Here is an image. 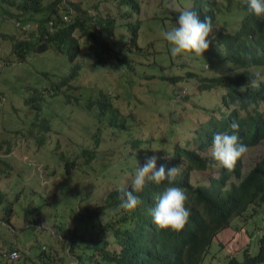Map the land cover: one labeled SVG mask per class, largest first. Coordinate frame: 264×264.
Listing matches in <instances>:
<instances>
[{
	"label": "clouds",
	"instance_id": "obj_1",
	"mask_svg": "<svg viewBox=\"0 0 264 264\" xmlns=\"http://www.w3.org/2000/svg\"><path fill=\"white\" fill-rule=\"evenodd\" d=\"M42 1L45 6L50 0ZM181 1L184 3H181ZM223 1L226 2L227 0H215V2ZM130 2L133 4L131 5L128 0H60V2H56V8L52 12H49L50 14L40 10L36 12L29 11L32 13L30 16L33 23L31 29H33L36 37L47 39L52 44H56L58 41H65L75 49V58L79 55L83 58L80 54L82 53L85 56L91 57L88 63L103 64V62L109 60L113 61L116 68L115 80H118L119 76H124L126 84H132L136 81V76L133 75V72L145 76L148 82L158 83L161 88L167 90L171 95L170 99L174 101V105L188 102L193 106V103L189 101L190 95H182V87L185 86L187 81H192L195 84L194 88L197 91V99L204 101L207 94H205L204 89L199 88L201 82L204 81L198 77L206 76L210 73L207 52L209 46L214 42L211 40V33L217 28L235 31L238 29L244 11L236 6L237 0L232 1L236 12L232 22L227 17L230 9L225 8L229 3L222 5V12L220 13L218 8L209 7L207 0H163V2L158 3L149 10L150 16H146L158 19V16L153 15L151 11L157 6L161 7L162 4L164 6L167 5L165 6L167 11L165 14L170 20L167 24H164V16L159 18L156 33L157 43H153L152 40L145 41L144 43L140 42L139 23L144 16V12L140 14L138 0H130ZM21 3L26 8L34 6L32 0H21ZM241 3L246 5L245 10L247 12L245 13L264 19V0H241ZM209 11H211V14ZM133 12L136 14H133ZM10 13L15 12L9 5L0 3V19L1 23L6 22L5 26L19 23V19ZM133 16L136 17L135 20H133ZM173 18L178 19L176 21ZM28 23L26 22L25 24L29 27ZM78 38L87 43L80 46ZM164 43H167L168 47L166 50L169 48L170 55L173 58L190 56L196 60H201L202 62L198 65L200 71H196L193 65L186 63L184 65V73H166L165 62L171 60H168V54H165L166 50H162ZM8 49L10 48L7 47L4 53ZM62 49L65 48L62 47L59 50ZM57 53L61 52L58 51ZM120 53L126 57L125 63H121L116 58ZM133 53L140 55L151 54L152 58L150 61H138L134 58ZM73 62L78 66V71L83 64L82 60L76 58ZM126 62L132 65V69L126 65ZM1 66L2 61H0V68ZM118 69H121V71H118ZM63 70L66 69L64 68ZM186 71H190L192 74L186 75ZM169 75H180L181 78L170 82L167 79ZM250 75L251 78L248 79L247 86L258 89L261 83H264V72L253 67ZM113 77L115 76L113 75ZM117 94L120 93L117 92ZM176 94L178 95L177 98L173 99V96ZM95 95L103 98L114 109L117 125L113 126L116 128L112 129H90L84 144V147H87L88 153H84L83 156L85 157L84 160L90 159L93 162L96 161L93 157L97 153H100L99 149L110 145L111 140L109 135L124 132L128 128L126 123L129 121L130 116L133 118L131 113V115H127L119 112L118 107L113 102L106 88H99ZM220 101L221 98L215 107L219 108V110L224 107ZM143 104L148 103H144L136 97V101L134 102L135 111L141 112ZM251 107L250 105L249 111H251ZM228 111L229 109L224 111V113ZM214 112L206 120L201 119L194 125H187L188 127H192V129L189 131L190 138L186 139L183 145L175 139L169 146L159 145L156 148L148 147L144 149L140 145L143 136L130 138L128 140V149L123 158H126V154H131L132 164L143 163L136 170L129 169L126 164H117V157L114 154H106L102 158L104 163L118 165L122 170L129 169V177L125 184L109 189L106 192L104 203H92L87 206L84 204L83 211L75 210L74 214L77 218L73 224L69 223V227L68 225H62L64 221H61V217L65 213L64 204H61L63 199L59 197L61 190L57 196L56 187L53 182L52 184L51 182L45 183V180H42V178H34L35 184L42 188L43 191L47 185L51 184L52 194L50 196L43 194V196H39V199H35L36 202L32 200L28 201V205L26 207L21 205L19 210H15L16 213L13 212V208L9 203L4 204L5 213H3L4 216L0 217V223L4 225L1 226L2 230L13 231L12 229L9 230L8 227L17 228V224L14 223V220L11 222L9 217H16L17 222H20V234L23 233L27 237L24 241L29 243L30 240L34 239L38 241L37 247L32 248L28 244L23 247L25 251L31 252L26 256V258H29L27 261L18 257L17 252L12 251L8 255L10 258H14V261L9 263L0 259V261L2 260L1 264H79L78 253L86 251L89 252V258L85 260V264L92 263L90 256L94 251L100 252V256L95 259L96 263L177 264L179 253L176 249L169 247L170 242L165 233L168 230L179 232L185 227L187 222L192 226L188 231L193 232L199 219L205 217V213L201 210L197 221L198 201L193 200L191 196L188 199L184 186L175 181L178 173H184L187 169L186 181L193 189L200 184H207L210 177L219 174L220 168L232 171L238 159H240V177L235 178L230 176L226 180V183L228 184L230 181L236 183L248 172L247 170L244 173V170L242 171L241 169V157L246 154L247 148L253 144L245 145L241 142V137L238 135L240 126L235 120L230 125L231 134L225 131L217 132L214 136L213 133L205 136V129H202L204 124L212 116L219 117L216 116L217 111L214 110ZM4 122L3 125L6 124ZM87 130L88 128H86L85 135H87ZM8 131L5 134L7 138L10 137ZM23 133L25 134L19 138L23 137L21 148L23 149L25 158L32 161L35 160L39 165L43 160L45 162L46 158L41 159L38 153H36V148L41 146L40 143H37V146L33 148L29 146L32 149L28 150L26 147L29 135L26 134L25 130ZM33 133L35 132L33 131ZM93 133L95 137H90ZM189 140L195 142V146H187L186 143ZM134 141L137 143L134 144ZM147 141L148 143L152 142L150 134H148ZM163 141L164 139L156 140V143L158 144ZM0 142L3 143L2 138H0ZM126 147L124 141L120 142L117 152ZM5 150H8V147ZM0 154L12 157L13 153ZM51 155L56 156V153H49V160L53 162L52 166L50 168L44 165L40 166L49 169V173H53L52 170H55L56 166L61 164V174L70 178L72 171L78 165L75 157H69L70 160H74V163L66 166L63 159L57 161L52 159ZM65 155L67 154L65 153ZM172 155L178 157L174 162H172V157H170ZM260 155H258L250 167L259 159ZM8 157L0 155V163L9 166ZM191 158L199 159L189 161ZM183 160L187 161L185 169H182ZM210 165H217L218 173L216 175H209L207 182L192 183L188 180L190 170H201ZM34 170L32 167L28 171ZM17 178V174L12 181L9 178L5 177L3 179L0 176V182L3 180L4 183L3 186H0L1 193L5 194V192L10 191L15 199L17 193L25 189L23 187L25 179L22 178V181H19ZM146 184L149 187H145ZM25 190L27 195L33 196L34 192L32 189ZM110 191L118 195L117 200L113 201L107 198ZM71 198V194L67 195V201ZM106 209L110 213H108L106 221H103L102 216L106 212ZM9 211L11 212L10 214H8ZM247 211L233 216L229 224H237L240 221L238 219L247 216ZM36 212L42 215V222L44 223L39 228L35 224L37 221L35 217ZM57 224H59L60 230L56 229ZM225 226L215 231L211 238V243ZM47 227L49 230L46 229ZM102 230L105 238L100 239L96 235ZM48 235H51L52 238L46 237ZM100 241H102V244L111 242L117 249L108 250L103 245L97 244ZM100 247L111 253V262L102 261L103 250ZM245 251L247 252V250ZM206 253H210L209 250ZM205 254L202 255L201 259H193L190 264H206L208 257L204 258ZM231 256L235 257L234 255H227L218 264H225L226 260ZM72 259H77V262L70 261Z\"/></svg>",
	"mask_w": 264,
	"mask_h": 264
},
{
	"label": "rangeland",
	"instance_id": "obj_2",
	"mask_svg": "<svg viewBox=\"0 0 264 264\" xmlns=\"http://www.w3.org/2000/svg\"><path fill=\"white\" fill-rule=\"evenodd\" d=\"M232 1L234 2V0ZM128 2L131 5L133 4L130 0H128ZM160 2H163V0H138L140 14L144 12V16L141 18L139 23L141 43L148 40H152L153 43H157L158 39H156V33L158 30L159 18L164 16V24H167L170 20L165 14L167 13L165 8L167 5L164 6L163 4L161 7L157 6L151 11L153 15L155 14L158 16V19L155 17H146L151 15L149 10ZM230 12L232 13V16L227 17L229 21L232 22L236 14L233 4L231 5ZM133 14L136 13L133 12ZM135 19L136 17L133 16V20ZM5 25L6 22L1 23L0 28L5 27ZM78 41L80 46L87 43L80 38H78ZM9 42L11 43L12 41L9 40ZM167 47V43H164L162 50H166ZM6 48L7 42L0 45V55L4 57L0 68V93L2 94V97H0V120L2 121H5L6 115V103L4 102L5 97H10L18 90L24 91L25 86L23 85L26 84L31 86L36 85L37 87L40 86V88H42L44 83L47 84L48 81L50 82L51 79L55 78V75L58 76V74L62 72V68L67 70L69 65L73 62V60L68 61V58L63 54L56 53L54 51L50 53L47 49L43 52L30 50L25 54V58L18 59L19 61H17V59L10 61L5 58L7 52L4 53V50ZM80 54L83 58L80 55L76 57L82 60L83 63L76 76V80L80 86L79 89L82 92H91L96 94L99 88H106L113 102L118 107L119 112L127 115L132 114L133 118L130 116L129 121L126 123L128 128L124 132L109 135L111 140L110 145L106 148L99 149L100 153H97L93 157V159H96L95 162L90 159L84 160L85 157L83 155L75 153L78 150V145L83 139L84 134L74 124V121L76 120L74 113L68 110H63L62 115H59L58 103L51 100L50 98L52 97L43 93L46 98L50 99L43 101V104L46 106L45 108L52 109V111H55L56 114V116H52L53 128L58 129V124H60L61 134H59V131L56 132L54 130H49L47 139L52 142L58 140L59 145L57 148H54L52 143L46 146H38L36 148V153H38L41 159L46 158V161L44 162L43 160V162H40L37 158L38 156L36 158L40 162V165L50 168L53 162L49 160V153H55L60 150H68L69 153L66 154L71 158L75 157L78 163L76 169L72 171L69 178L61 174V164L56 166L55 170L51 169L53 173H49V169L41 167L35 160L32 161L25 158L23 149L21 148L23 137L13 138L12 133H10L6 128V124H12L11 121L14 119L13 117L8 116L10 121L3 126L0 125V138L3 139V143L0 142V153L13 154L12 157L0 154L2 157H8L7 161L9 163V166L0 163V175L3 179L6 177L12 181L14 176L17 174V180L22 181V178L25 179L23 182L24 184L22 183L23 187L27 190L32 189L34 193L31 197L27 195L25 189H22L17 193V196L14 199L10 191L5 192V194H3V200L0 201V217L4 216V204L6 203H9L13 208V212H15V210L20 209L21 205L26 207L28 205V201L30 200L36 202L35 199H39V196H43V194L50 196L52 194L51 184L53 182L56 187L55 190L57 192V196L58 192L61 190L59 197L63 199L61 204H64L65 213L64 216L61 217V221H64L62 225H68L69 227V223L73 224L77 218L74 214L75 210L78 209L79 211H83L84 204L87 206L92 203H104V195L109 189L125 184L130 175L129 169L136 170L138 166L143 165V163L132 164L131 154H126V158H123V155H125L126 150L128 149V140L130 138L143 136V139L140 141V145L144 149H147L148 147L156 148L159 147V145L169 146L175 139L183 145L185 144V140L190 138L189 131L192 129V127H188L187 125H194L201 119L206 120L209 115L215 113L214 110L219 102V96L221 94V91L219 90H208L206 99L204 101H200L197 99V91L194 88L195 84L192 81H187L185 86L182 87V95L189 94V101L193 103V106L188 102L174 105V101L170 99V93L161 88L158 83L148 82L145 76L136 74L135 72H133V75L136 76V81L132 84H126L124 76H119L118 80H115L116 68L113 61L109 60L103 62V64H94L92 62L88 63L91 57L85 56L82 53ZM165 54H168V60H171L169 62H165L164 65L165 72L168 74L184 73V65L186 63L193 65L196 71H200L198 65L202 62L201 60H196L190 56H178L173 58L170 55L169 48L165 51ZM133 56L138 61H150L152 58L151 54L140 55L133 53ZM159 57L161 56L159 55ZM113 75L115 77H113ZM117 92L120 94H117ZM177 96V94L173 96V99L177 98ZM136 97L142 102L148 103L142 105L141 112H136L134 109ZM17 116L21 118L22 116H25V113L22 111ZM216 116H219L218 113ZM176 120L177 122L175 123ZM12 125L13 127L15 126V124ZM7 131L10 134L9 138L5 137ZM148 134H150L152 139V142L150 143L147 141ZM161 139H164V141L157 144L156 140ZM122 141L125 142L127 147L122 149L120 152H117V148ZM186 145L193 147L195 146V142L189 140ZM6 147H8V150H5ZM263 152L264 139L247 148L246 154L241 157L242 171L244 170L245 173L258 155ZM108 153H112L117 157V164H126L129 169L122 170L118 165L105 164L102 158H104V156ZM186 165L187 161L183 160L182 169H185ZM30 166H32L35 170L28 171L32 168ZM217 173L218 166L210 165L201 170H190L188 180L192 183H205L207 182L209 175H216ZM34 178H42V180H45V183L51 182V184L47 185L43 191L42 188L35 184ZM3 185L4 183L2 180L0 182V186ZM69 194L72 195V198L67 201V195ZM10 213L11 212L9 211L8 214ZM108 213H110V211L106 209V212L102 216L103 221H106ZM35 217L37 218L35 224L38 228L39 226L44 225L42 222V215L39 212H36ZM9 218L11 222L14 220V223L17 224V228L8 227V229H12L14 232H19L20 222H17L16 217L11 218L10 216ZM238 220L240 221L237 222V224H229L225 226L224 229L219 231L217 237L213 239L209 248L210 253H206L204 256V258L208 257L206 264H218L219 262H222L227 255H234L237 259H241L244 250H247L249 254H253L256 251L258 236L264 229V203L255 205L250 216H243ZM1 226L3 225L0 223V231H4L2 235L7 238H12L10 232L8 230H2ZM46 229L49 230L48 227ZM56 229L60 230L59 224H57ZM13 234L16 237L18 236V233ZM97 236L100 239L105 238L103 230L100 231L96 237ZM46 237L52 238L51 235ZM17 238L23 240L27 239L23 233ZM0 240H3L1 236ZM16 242L21 247H25V245L28 244L30 247L36 248L38 241L32 239L29 243H27V241H19L17 239ZM101 242L102 241L97 244L103 245L108 250L113 248L117 249V247L111 242H106L105 244H102ZM98 256H100L99 251H94L91 254V264H109L108 262L96 263L95 259ZM70 261L75 263L77 262V259H72Z\"/></svg>",
	"mask_w": 264,
	"mask_h": 264
},
{
	"label": "trees",
	"instance_id": "obj_3",
	"mask_svg": "<svg viewBox=\"0 0 264 264\" xmlns=\"http://www.w3.org/2000/svg\"><path fill=\"white\" fill-rule=\"evenodd\" d=\"M32 1L34 6L26 8L21 3V0H0L1 4L9 5L15 12L10 14L19 19V23L0 28V45L4 44L3 41H6L7 47L10 48L7 50L5 58L10 61L16 59L19 61L18 59L25 58V54L30 50L43 52L47 49L50 53L52 51L56 53L60 51L68 60H74L75 49L65 41H58L54 45L47 39L36 37L33 29H31L33 23L30 16L32 13L29 11L52 12L56 8V2H60V0H50L45 6L42 0ZM181 3L184 2L181 1ZM207 4L210 8H218L221 13L222 5L228 4L225 8L231 9V5L234 3L232 0H227L226 2L207 0ZM236 6L244 11L238 29L235 31L217 28L211 33V40L214 42L209 46L207 52L210 73L209 75L198 77L204 81L201 82L199 88L204 89L205 94L210 89L222 92L223 88V93L220 94L219 99L221 98L220 103L224 107L220 110L215 108L219 117L212 116L202 129H205V136L211 133L214 136L217 132L225 131L231 134L230 125L235 120L240 126L238 135L241 137V142L245 145H252L264 139V83H261L258 89L247 86L253 67L264 72V19L245 13L247 12L245 10L246 5L242 4L241 0H237ZM209 12L211 14V11ZM228 16H232V13L229 12ZM177 19L173 18L176 21ZM26 22H29V27L25 24ZM8 39L12 42L10 43ZM62 47L65 49L59 50ZM3 58L0 55V61H3ZM116 58L121 63L126 61V57L122 53L118 54ZM126 65L132 69L130 63L126 62ZM77 69L76 63L72 62L67 70L62 68V73L58 74L59 76L54 74L55 78L51 79L50 82L48 81L47 84L44 83L42 88L26 84L23 85L25 86L24 91L18 90L10 97H5L6 115L4 123L10 121L8 116H11L14 118L11 122L15 124L14 127L12 124H6V128L12 133L13 138H19L24 135L23 131L25 130L26 134L29 135L26 147L28 150L37 146V143H40V145L44 144L43 146L52 143L54 148L59 145L58 140L52 142L47 139L49 130L59 131L61 134V125L58 124V129L53 128L52 116H56V114L52 109L45 108L46 106L43 104L45 100L51 99L58 103L59 115H62L63 110L74 113L76 117L74 124L84 134L75 153H80L81 155L88 153L84 144L90 129L116 128L113 126L117 125V119L110 104L93 93L82 92L79 89L80 86L76 80ZM118 71H121V69H118ZM191 74L190 71H186V75ZM180 78V75L167 76L170 82ZM43 93L52 98H46ZM0 97H2L1 93ZM250 105L252 106L251 111H249ZM227 109L229 111L224 113ZM22 111L25 116L19 118L17 115ZM0 125L3 126V121H0ZM86 128H88L87 135H85ZM90 137H95V134H91ZM135 143L137 142L134 141ZM29 146H32V148ZM55 153L56 156L51 155L52 159L57 161L63 159L66 166L74 163V160H70L69 156L65 155V153H69L68 150H60ZM170 157H172V162L178 159L176 155ZM198 159L191 158L189 161ZM186 172L178 173L175 181L184 186L188 199L191 196L193 200L198 201L197 221L201 210L205 213V217L199 219L193 232L188 231L192 226L187 222L181 231L168 230L165 233L170 242L169 247L176 249L179 253L177 264H190L193 259H201L202 255L209 250L211 238L215 231L229 224L233 216L240 214V212L245 213L249 208L251 210L247 211V216H250L255 205L264 203V153L259 156V159L248 169V172L236 183L230 181L227 184L226 180L230 176L240 177V159H238L232 171L220 168L219 174L210 177L207 184H200L193 189L186 181ZM145 187H149V185L146 184ZM107 198L115 201L118 199V195L110 191ZM2 200L3 194L0 191V201ZM9 232L12 238L3 236L2 233L4 231H0V236L3 238V240H0V259L12 263L14 258H10L8 254L14 251L17 252L18 257L27 261L29 258H26V256L31 252L25 251L16 242L17 239L24 241L17 238L20 233ZM13 233H18V236L16 237ZM101 250H103L102 261L111 262V253L102 248ZM77 256L80 259L78 260L79 264H85V260L89 258V252H80ZM225 264H264V229L258 236L257 249L253 254H249L244 250L240 260L231 256L226 260Z\"/></svg>",
	"mask_w": 264,
	"mask_h": 264
}]
</instances>
